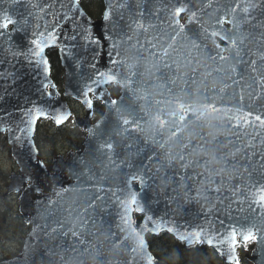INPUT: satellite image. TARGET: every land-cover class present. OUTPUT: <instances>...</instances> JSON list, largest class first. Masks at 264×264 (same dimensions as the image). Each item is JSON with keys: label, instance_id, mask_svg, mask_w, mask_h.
Instances as JSON below:
<instances>
[{"label": "water", "instance_id": "95a60500", "mask_svg": "<svg viewBox=\"0 0 264 264\" xmlns=\"http://www.w3.org/2000/svg\"><path fill=\"white\" fill-rule=\"evenodd\" d=\"M70 3L0 0V21H12L0 28V133L19 170L6 191L18 193L30 225L20 252L0 264H157L147 236L160 221L222 264L238 256L224 241L235 232L244 245L252 234L246 258L264 264V0H103L100 17L85 11L103 42L100 63L99 45L65 39L62 15H52ZM51 30L61 37L62 95L30 56L31 41ZM66 97L84 107L75 117L83 148L45 165L23 130L37 107L55 115L57 98L71 112ZM85 100L102 101L97 120Z\"/></svg>", "mask_w": 264, "mask_h": 264}, {"label": "rangeland", "instance_id": "374dc122", "mask_svg": "<svg viewBox=\"0 0 264 264\" xmlns=\"http://www.w3.org/2000/svg\"><path fill=\"white\" fill-rule=\"evenodd\" d=\"M109 89L112 93L114 91L117 93V86H111ZM112 96H115V93L112 94ZM66 99L72 110L75 111L74 115L83 117L85 112L82 104L70 97H66ZM103 110L104 108L101 101H94L91 119L96 120L103 114ZM85 136V129L82 126L76 125L73 117L58 127L52 124L49 119H44L37 125L35 142L42 160L50 164L58 155H62L65 158L70 151H80L83 147L82 144ZM13 172H19L18 166L11 156L5 133H0V259L5 258L10 253L17 254L20 251V242L23 238L21 237L22 229H19L20 226L18 225L19 216L16 214V212H18V193H7L6 191V185L9 183L10 174ZM4 211H7L6 215L2 214ZM139 218L140 215H134L136 222L139 221ZM19 230L21 233H19ZM27 231L28 229L25 230L24 235ZM167 235L169 238L162 235L157 239H155V235L147 236L148 243L153 244L152 250L154 251L155 248L156 252L161 255L165 254L169 258L167 263L222 264V260L216 250L200 242L194 243L192 246H186L187 248H191V250L185 251V249H183L184 253L182 258L179 256L180 245L178 243H183L171 237L170 234L167 233ZM4 236L6 239H4ZM247 253L250 252H246V254Z\"/></svg>", "mask_w": 264, "mask_h": 264}, {"label": "snow or ice", "instance_id": "6c2138e0", "mask_svg": "<svg viewBox=\"0 0 264 264\" xmlns=\"http://www.w3.org/2000/svg\"><path fill=\"white\" fill-rule=\"evenodd\" d=\"M143 3V0H137V7H140ZM125 7L124 5H121V8ZM259 7L258 4H254L249 8L245 9L246 13H249L253 10V8ZM141 14H143V11L141 9ZM52 15L56 17L57 15H62L63 18V25H61V29L64 28L65 25H67V29L69 32L68 36H65V39H71V40H80L81 37H83L82 43H86L89 47L96 48L97 45H99L100 50V59L97 61V63H100V61L103 58L102 48H103V42L100 38V36H97L94 32V26L92 25L90 19L87 17V14L85 10L82 8L80 4V0H71V3L68 4V9L64 10V5L61 4V13L53 12ZM77 17L79 18L77 20ZM103 20L107 23L112 25L114 28L117 25V21L114 19V13L110 11H105L103 14ZM12 23V21L9 20H3L0 21V28L7 29L9 25ZM107 29H105L103 35L104 40H108V36L105 35V32ZM77 32H79V35H77ZM61 37L58 35L57 30H51L48 32H39V34L31 41L32 43V49L30 50V56L31 58L38 64L43 66L45 75H50V60L45 55L47 50L50 48L56 47L59 44ZM57 51L59 52L60 49L57 48ZM53 88L56 87L55 83L53 82L51 85ZM49 87V84L45 83L44 88L47 89ZM49 97H51V92L48 93ZM87 93H85V96ZM85 103L88 104L89 107V115L91 114V110L93 108V103L90 100H85ZM60 100L57 98L53 102V108L56 110L55 115L50 116L47 111H44L41 108H36L35 112L39 113L35 116L34 120H28V127L24 129L23 131L27 133L26 138H31L34 140V133L36 130V127L38 125V122L40 119H53V122L57 124V126L62 125L66 120L71 116L70 111H62L59 108ZM257 120H260L261 127H264V119L261 117H257ZM10 130V129H9ZM31 146V145H30ZM261 161L264 163V155L261 156ZM38 167L43 168L42 162L38 165ZM257 200L260 204L264 205V189H262L257 197ZM147 223V220L145 221ZM160 231L157 232L154 230V235H159L160 232L168 231L169 229L165 227L164 222H159ZM257 237L252 234H245L243 237L244 240V246L246 247L247 243L251 240H256ZM231 253L238 245H239V238L236 237L235 232L231 234L230 237H228L224 241ZM233 260L235 261V264H239V258L238 256L232 257L229 255L227 258L226 264H233Z\"/></svg>", "mask_w": 264, "mask_h": 264}, {"label": "trees", "instance_id": "16d2710c", "mask_svg": "<svg viewBox=\"0 0 264 264\" xmlns=\"http://www.w3.org/2000/svg\"><path fill=\"white\" fill-rule=\"evenodd\" d=\"M80 4L82 5V7L85 9V11L92 17L94 18H98L101 16L102 14V11L104 9V3H103V0H80ZM47 57L49 58L50 60V67H51V77L52 79L54 80V83L56 84L57 87V90L58 92L61 94L62 93V86H61V82H62V71H63V68L60 64V60H59V56H58V53L56 51V49L54 48H51L47 51ZM73 111V114H74V110ZM48 164V163H46ZM133 186L135 188H137V182H133ZM2 214H7V211H4ZM16 214L19 216V226L20 228L19 229H22V235L21 237H23L24 233H25V230L29 228V225L25 223V221L23 220V218L21 217V214L19 212H16ZM19 233H21V231L19 230ZM160 235L162 236H165L167 238H169V236L167 235V233L165 232H161L159 235H156V238L157 239ZM4 239H6V237L4 236ZM22 244V242H20V245ZM180 253H179V256H181L183 258V253H184V250H191V248H187L185 245L183 244H180ZM152 245L153 244H149L150 248H152ZM253 249V242L250 241L247 243L246 247L245 246H242V245H238V252H239V258L241 259L240 260V264H251L248 260L245 259V254L246 252H250L251 250ZM154 258L156 260V262L158 264H166L168 261H169V258L165 255V254H159L158 252L155 251V248H154ZM16 255V253H10L8 254V256H6L5 258H8V257H11V256H14ZM243 259V261H242ZM195 261V259H194ZM169 264V263H167Z\"/></svg>", "mask_w": 264, "mask_h": 264}, {"label": "flooded vegetation", "instance_id": "af4514ba", "mask_svg": "<svg viewBox=\"0 0 264 264\" xmlns=\"http://www.w3.org/2000/svg\"><path fill=\"white\" fill-rule=\"evenodd\" d=\"M111 86H119L118 84H114V83H111V84H109L108 85V88H110ZM110 90V89H109ZM110 92L112 93V91L110 90ZM118 92H119V90H118ZM115 93V91L112 93V94H114ZM118 94V93H117Z\"/></svg>", "mask_w": 264, "mask_h": 264}]
</instances>
